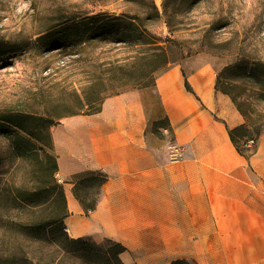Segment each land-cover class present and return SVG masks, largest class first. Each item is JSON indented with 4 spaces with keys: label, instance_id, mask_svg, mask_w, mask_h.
<instances>
[{
    "label": "crops",
    "instance_id": "crops-1",
    "mask_svg": "<svg viewBox=\"0 0 264 264\" xmlns=\"http://www.w3.org/2000/svg\"><path fill=\"white\" fill-rule=\"evenodd\" d=\"M216 82L211 64H175L51 127L71 237L121 243L124 264H264V134L249 160L238 153L228 129L245 120ZM163 120L171 143L154 130ZM98 175L86 212L74 188Z\"/></svg>",
    "mask_w": 264,
    "mask_h": 264
},
{
    "label": "rangeland",
    "instance_id": "rangeland-1",
    "mask_svg": "<svg viewBox=\"0 0 264 264\" xmlns=\"http://www.w3.org/2000/svg\"><path fill=\"white\" fill-rule=\"evenodd\" d=\"M155 3L159 17L148 19L149 5L143 1L0 0V54H5L0 57V171L7 179L32 186L43 169L36 159L23 167L17 165L11 153L10 136L14 133L4 127L23 133L40 153H51L50 130L61 118L92 112L108 95L153 84L152 78L170 66L179 64L190 71L211 64L222 87L232 83L228 89L235 96L240 89L234 83L241 78L235 62L264 60V0ZM99 15L122 16L120 32L101 34L98 23L90 20L82 23L78 33L49 34L72 18L82 22ZM129 19L138 23L141 31L148 29L158 36L171 58L155 74L150 73L155 64L144 56L145 46L126 36L123 25ZM147 76L150 78L142 82ZM16 114L25 116L18 121L41 140L3 120H15ZM154 129L173 142L171 132L163 134L168 129L166 120ZM96 189V184L90 183L80 194L88 193L90 202Z\"/></svg>",
    "mask_w": 264,
    "mask_h": 264
},
{
    "label": "trees",
    "instance_id": "trees-1",
    "mask_svg": "<svg viewBox=\"0 0 264 264\" xmlns=\"http://www.w3.org/2000/svg\"><path fill=\"white\" fill-rule=\"evenodd\" d=\"M132 1L148 3V19L159 17L160 13L155 0ZM90 20L97 22V31L104 34L120 32L119 23L124 19L122 16L108 18L99 15L79 22L72 18L60 24L58 29L49 34L63 36L78 33L82 23ZM124 22L123 27L128 31L126 36L133 43L145 46L144 56L155 64L150 73H157L171 61L168 53L159 44L158 36L148 29L141 31L138 23L133 19ZM167 24H170V16H168ZM3 55L5 54H0V57ZM233 66L241 73V78L234 83L240 92L233 96L228 89L232 83L222 87L220 77L217 78L216 90L231 97L245 120L242 125L229 128L228 133L238 153L249 160L256 152L264 134V60L239 59ZM227 68L229 66L225 67ZM157 77L158 75L152 78L153 84L143 87L154 85ZM149 78L150 76L145 77L142 82H146ZM185 86L192 92L187 79ZM103 100L94 111L85 113L99 112ZM23 117H25L23 114H16L15 120L10 118L3 120L13 124L30 137L41 140L35 132L28 131L18 121ZM4 128L9 133H14L10 136L11 153L17 160V165L23 167L27 162L36 159L43 170L32 186L17 182L15 179L9 180L0 171V264H124L121 254L126 251V248L121 243L110 239L98 243L91 238H73L69 235L65 224V219L69 215L67 200L64 187L56 178L58 165L55 156L50 152L40 153L35 143L23 133L15 132L8 127ZM250 141L253 146L250 145ZM105 180V175H98L84 179L75 186L74 193L86 212L95 209L100 188ZM90 183L97 186L96 196L87 202L88 193H85L83 197L80 191ZM183 263L187 262L180 261L172 264Z\"/></svg>",
    "mask_w": 264,
    "mask_h": 264
},
{
    "label": "built area",
    "instance_id": "built-area-1",
    "mask_svg": "<svg viewBox=\"0 0 264 264\" xmlns=\"http://www.w3.org/2000/svg\"><path fill=\"white\" fill-rule=\"evenodd\" d=\"M251 142H252V141H250V143H251ZM56 178H57L58 182L60 183L61 181H60L59 177H57V175H56Z\"/></svg>",
    "mask_w": 264,
    "mask_h": 264
}]
</instances>
